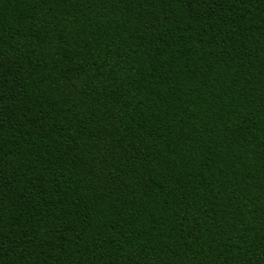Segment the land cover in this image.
<instances>
[{"label": "trees", "instance_id": "16d2710c", "mask_svg": "<svg viewBox=\"0 0 264 264\" xmlns=\"http://www.w3.org/2000/svg\"><path fill=\"white\" fill-rule=\"evenodd\" d=\"M0 264H264V0H0Z\"/></svg>", "mask_w": 264, "mask_h": 264}]
</instances>
